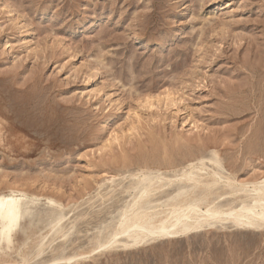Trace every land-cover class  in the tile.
<instances>
[{
	"label": "rangeland",
	"instance_id": "1",
	"mask_svg": "<svg viewBox=\"0 0 264 264\" xmlns=\"http://www.w3.org/2000/svg\"><path fill=\"white\" fill-rule=\"evenodd\" d=\"M191 166L235 184L203 211L264 188V0H0V195L25 199L0 264H264L227 219L108 244Z\"/></svg>",
	"mask_w": 264,
	"mask_h": 264
},
{
	"label": "bare ground",
	"instance_id": "2",
	"mask_svg": "<svg viewBox=\"0 0 264 264\" xmlns=\"http://www.w3.org/2000/svg\"><path fill=\"white\" fill-rule=\"evenodd\" d=\"M204 171V168L191 166L189 170L184 172L181 177V195L178 196L181 198L183 197L185 200L181 201L179 208H174L172 206L174 209L171 210V213L157 224H154L153 221L156 215H151V212L149 213L150 210H148V207L145 205L139 207L138 210L134 211L132 218L129 220L131 223L127 225L121 224V230H117L118 232L114 234L112 241L108 244L115 245L120 241V238H124L125 241L123 245L127 247L132 244L135 246L148 243L159 238H170L183 234L187 235L202 228L213 227L215 223H222L226 221V219L231 221L237 229L254 231L264 229L263 187L256 188L255 192L257 198L253 196L255 198L254 205H244L239 212L232 210L228 212L222 211L214 205L215 202L209 203L206 207V211H203L200 204L207 201L210 195L223 189V187L233 189V185H235L232 182L225 181L219 173H205ZM185 187H190V189L186 191L184 190ZM149 188L150 186L145 190V197L152 194ZM238 191L235 190L233 193L231 192L232 195H230L235 197L238 193H241ZM163 192H165V190L161 189L160 193ZM243 192L245 191L243 190ZM24 200L23 197L16 194L0 195V245L13 242L14 233L17 232L21 222ZM5 245L6 244L2 247H5ZM73 260V258H70L67 259V262H72Z\"/></svg>",
	"mask_w": 264,
	"mask_h": 264
}]
</instances>
